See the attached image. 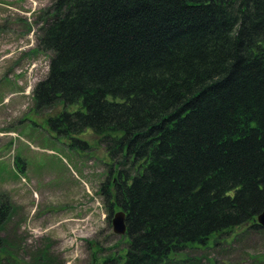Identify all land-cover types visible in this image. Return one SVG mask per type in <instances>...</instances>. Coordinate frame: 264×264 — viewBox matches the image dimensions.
Wrapping results in <instances>:
<instances>
[{
    "label": "trees",
    "instance_id": "16d2710c",
    "mask_svg": "<svg viewBox=\"0 0 264 264\" xmlns=\"http://www.w3.org/2000/svg\"><path fill=\"white\" fill-rule=\"evenodd\" d=\"M40 18L36 108L63 104L48 122L70 147L88 130L105 145L123 264L264 229V0H54Z\"/></svg>",
    "mask_w": 264,
    "mask_h": 264
},
{
    "label": "rangeland",
    "instance_id": "374dc122",
    "mask_svg": "<svg viewBox=\"0 0 264 264\" xmlns=\"http://www.w3.org/2000/svg\"><path fill=\"white\" fill-rule=\"evenodd\" d=\"M53 1L0 0V204L11 206L0 264H123L128 239L100 190L113 163L105 145L88 130L75 135L86 149L70 147L48 122L63 104L40 110L33 98L49 70L38 38ZM164 264H264V229L238 227Z\"/></svg>",
    "mask_w": 264,
    "mask_h": 264
},
{
    "label": "water",
    "instance_id": "95a60500",
    "mask_svg": "<svg viewBox=\"0 0 264 264\" xmlns=\"http://www.w3.org/2000/svg\"><path fill=\"white\" fill-rule=\"evenodd\" d=\"M257 222L264 227V210L258 215ZM114 231L118 234L125 235L127 233L126 225V213L124 211H118L113 217Z\"/></svg>",
    "mask_w": 264,
    "mask_h": 264
}]
</instances>
